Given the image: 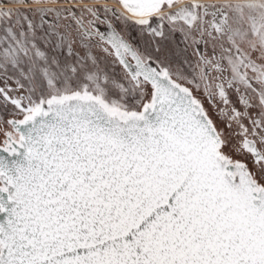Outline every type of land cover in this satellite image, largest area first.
<instances>
[{
  "label": "snow or ice",
  "instance_id": "6c2138e0",
  "mask_svg": "<svg viewBox=\"0 0 264 264\" xmlns=\"http://www.w3.org/2000/svg\"><path fill=\"white\" fill-rule=\"evenodd\" d=\"M0 264H264V0H0Z\"/></svg>",
  "mask_w": 264,
  "mask_h": 264
}]
</instances>
